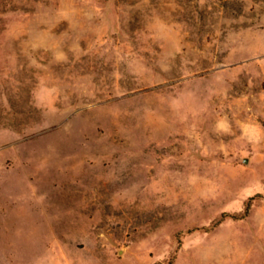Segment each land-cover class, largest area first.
Wrapping results in <instances>:
<instances>
[{"label": "rangeland", "instance_id": "rangeland-1", "mask_svg": "<svg viewBox=\"0 0 264 264\" xmlns=\"http://www.w3.org/2000/svg\"><path fill=\"white\" fill-rule=\"evenodd\" d=\"M0 264H264V0H0Z\"/></svg>", "mask_w": 264, "mask_h": 264}, {"label": "trees", "instance_id": "trees-1", "mask_svg": "<svg viewBox=\"0 0 264 264\" xmlns=\"http://www.w3.org/2000/svg\"><path fill=\"white\" fill-rule=\"evenodd\" d=\"M250 199H251V198H250ZM247 209H248V208L246 207V211H247Z\"/></svg>", "mask_w": 264, "mask_h": 264}]
</instances>
